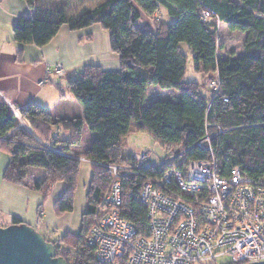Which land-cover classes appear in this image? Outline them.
<instances>
[{
	"label": "trees",
	"instance_id": "trees-1",
	"mask_svg": "<svg viewBox=\"0 0 264 264\" xmlns=\"http://www.w3.org/2000/svg\"><path fill=\"white\" fill-rule=\"evenodd\" d=\"M24 1L31 8L36 2ZM160 7L174 18L172 22L138 24L139 9L152 18ZM203 10L210 14L206 20ZM218 22L230 31L245 33L243 55L218 58ZM63 24L70 30L95 24L105 29L111 51L119 56V69L87 65L67 82L66 89L80 104L82 115L58 116L35 102L20 108L33 134L19 130L4 139L16 118L9 105L0 102V142L11 158L3 172L5 181L32 186L44 197L55 183H66L53 206L61 216L74 209L80 160L70 156L72 149L79 145L84 126L99 133L83 155L91 162L92 173L79 233L67 230L54 239L44 237L67 264H104L97 261L86 237L94 209L109 184L105 165L133 161L124 152L123 141L131 122L151 136L166 157H174L170 166L183 170L189 160L213 156L222 174L239 166L251 177H264V0H102L75 15L63 7L56 9L53 20L20 16L12 29L13 39L41 47ZM181 43L188 48L195 71L207 77L216 74L214 79L208 77L203 91L198 83L183 81L188 56L181 51ZM254 61L256 68L251 70ZM211 81L219 82L217 90L210 87ZM150 85L176 89L179 95L143 106ZM61 132L67 136L60 137ZM206 135H211L208 144L197 146ZM31 167L44 171L41 181L31 182ZM156 174L154 168H143L120 178V213L139 236H148V214L138 193L145 178ZM12 223L21 221L13 218Z\"/></svg>",
	"mask_w": 264,
	"mask_h": 264
},
{
	"label": "built area",
	"instance_id": "built-area-1",
	"mask_svg": "<svg viewBox=\"0 0 264 264\" xmlns=\"http://www.w3.org/2000/svg\"><path fill=\"white\" fill-rule=\"evenodd\" d=\"M209 16L208 11H202L203 19ZM53 72L57 77L66 74L62 64H54ZM209 85L219 88L218 81ZM7 104L16 124L3 138L8 139L19 130L33 133L20 107ZM57 136L54 132L53 137ZM210 137L206 135L196 145L208 144ZM153 152L134 153L130 164L105 165L109 184L94 209L86 237L97 261L216 264L217 257L227 254L234 264L264 262V177H251L239 166L222 174L213 156L189 160L181 170L170 166L173 156L151 161ZM143 168H154L159 173L147 176L138 193L140 203L147 209L148 236H139L120 213V178Z\"/></svg>",
	"mask_w": 264,
	"mask_h": 264
},
{
	"label": "crops",
	"instance_id": "crops-1",
	"mask_svg": "<svg viewBox=\"0 0 264 264\" xmlns=\"http://www.w3.org/2000/svg\"><path fill=\"white\" fill-rule=\"evenodd\" d=\"M77 1L88 2L84 9L93 8L98 2ZM60 2L36 0L31 8L24 0H0V102H11L20 108L35 102L58 116L82 115L80 104L66 89L67 82L77 78L87 65H96L103 70L119 69V56L110 49L109 33L97 24L79 30H70L63 24L55 37L41 47L13 39L12 29L20 16L53 20L55 10L62 8ZM54 64H62L65 76L54 75ZM86 129L84 126L82 138L89 134ZM92 133L85 149L95 139ZM63 136L67 134L61 132L60 137ZM77 147H73L72 154L81 156V153L75 152ZM10 159L0 142V226H7L13 218H17L49 239L67 231L70 214L57 216L53 207L56 199L65 191L66 183L52 185L46 197L32 186L11 184L3 179ZM30 171L32 183L41 181L45 176L42 169L31 167Z\"/></svg>",
	"mask_w": 264,
	"mask_h": 264
},
{
	"label": "rangeland",
	"instance_id": "rangeland-1",
	"mask_svg": "<svg viewBox=\"0 0 264 264\" xmlns=\"http://www.w3.org/2000/svg\"><path fill=\"white\" fill-rule=\"evenodd\" d=\"M96 1H102V0H91V2ZM97 2V3H98ZM86 3H81L77 0H61L59 4L68 11L69 13H76L77 11H80L79 9H84ZM140 17L138 19V24H149L154 25L156 21H162L164 23H170L174 19L173 17L169 16L166 13V10L163 7H160L159 12L153 15L152 18H149L144 12H142L140 9ZM75 15V14H74ZM217 56L218 58L223 57H237L243 55V43L245 38L244 32H238V31H230L228 30L225 25L222 22H218L217 29ZM181 51L185 53L188 56L187 63H186V70L185 75L183 78L184 82L193 81L198 83L201 87L200 89L204 90V85L206 86L208 84V79L212 77L213 79L216 77V74L211 75L209 78L201 72H197L194 70L193 61L190 56L189 50L186 47L184 43H181L180 45ZM256 68V62L254 61L251 65V70H254ZM179 91L176 89H163L159 86H148L146 91V96L143 101V106H147L150 102L153 100H167V99H175L178 97ZM131 131L123 138L124 141V152L131 156L136 152H143V151H154L152 154L151 161H154L155 159H165L166 153L160 148L159 144L154 142V140L149 136L146 132L137 130V127L135 126L134 122H131ZM25 131V130H24ZM87 134H91V131H88L86 129ZM34 133V131H33ZM32 133V134H33ZM86 134V133H85ZM86 135L83 138H81L82 142L80 141L79 147L75 148L76 153H81L82 155H76V159L80 160V166H79V174L77 178V184H76V190H75V196H74V209L72 212H70L69 217V226L68 230L73 234H78L80 227H81V217L82 214L85 212L86 209V194L89 187L90 182V176L92 173V164L89 161H85L83 155L87 151L85 149L89 143V136ZM95 138L99 136L98 132L92 133ZM73 157V156H71ZM82 160V161H81ZM38 175V174H37ZM36 175V176H37ZM39 225V224H38ZM46 239H49L46 235L44 236ZM57 238V236H55ZM216 264H227L230 263V256L227 254H223L219 257H217L214 261Z\"/></svg>",
	"mask_w": 264,
	"mask_h": 264
},
{
	"label": "water",
	"instance_id": "water-1",
	"mask_svg": "<svg viewBox=\"0 0 264 264\" xmlns=\"http://www.w3.org/2000/svg\"><path fill=\"white\" fill-rule=\"evenodd\" d=\"M0 264H67V262L56 254L52 242L47 241L33 226L21 222L0 226Z\"/></svg>",
	"mask_w": 264,
	"mask_h": 264
}]
</instances>
